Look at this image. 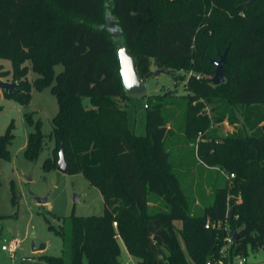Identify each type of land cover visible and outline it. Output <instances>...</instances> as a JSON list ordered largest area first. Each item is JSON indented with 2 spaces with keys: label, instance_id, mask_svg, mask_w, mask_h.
Here are the masks:
<instances>
[{
  "label": "trees",
  "instance_id": "obj_1",
  "mask_svg": "<svg viewBox=\"0 0 264 264\" xmlns=\"http://www.w3.org/2000/svg\"><path fill=\"white\" fill-rule=\"evenodd\" d=\"M247 1L0 0V58L10 61L18 89L2 91L4 97L27 105L32 87H50L58 109L51 120L53 156L42 169L56 167L62 148L68 173H80L103 198L100 215L71 213L59 228L48 225L62 238L64 255H41L46 264H120L118 239L137 264H206L219 255L225 220L236 233L231 254L264 249V0L246 7ZM106 16L119 34L110 31ZM120 46L134 58L141 80L153 73L151 61L169 73H208L211 59L228 48L223 83L187 79V107L177 124L184 139L196 142L193 155L204 167L233 174L214 184L209 203L197 184L201 210L193 209L173 166L166 112L172 100L148 97L143 135L128 126L117 102L129 97L119 75ZM29 69L38 74L32 83L23 78ZM200 99L218 111L214 118L200 112ZM233 108L243 118L241 128L211 136V122L226 113L229 123H237ZM25 117L33 130L23 155L33 161L42 149V122ZM13 138L10 123L0 134V161L11 159ZM150 195L162 209L149 210Z\"/></svg>",
  "mask_w": 264,
  "mask_h": 264
},
{
  "label": "rangeland",
  "instance_id": "obj_2",
  "mask_svg": "<svg viewBox=\"0 0 264 264\" xmlns=\"http://www.w3.org/2000/svg\"><path fill=\"white\" fill-rule=\"evenodd\" d=\"M106 19L111 20L109 16H106ZM25 65L29 67L30 63L27 61ZM61 69V64L55 65V74ZM150 69L153 73L142 80L146 84V91L143 94H129L127 100L118 99L117 102L127 111L129 128L135 134L143 135L145 133V107L146 104H151L148 97L153 98V96L160 95L172 100L166 107V112L171 114L167 126L171 127L168 146L173 166L182 187L190 192L193 209L201 210L204 204L196 193L197 184L202 182L205 203H209L214 184L223 185L224 178L227 179L228 174L223 171L219 173L216 167H204L193 155L196 142L184 139L177 124L187 107L188 98L186 96L190 93L186 87L187 79L190 76H195L210 80L213 77L214 67H210L208 73L195 70H173L169 73V69L159 66L156 61H151ZM157 69H163V71L155 75L154 71ZM0 72L2 74L7 72L0 76V80L16 82L13 80L9 60L0 58ZM171 73H174V76H171ZM37 76V73L29 69L23 78L32 83ZM199 102L203 106L200 108V112H205L210 117H213L214 114L217 115L218 111L215 109L213 113L211 105L205 99H200ZM0 106V134L5 132L10 123H12V133L14 134L11 144L8 146L11 159L0 161V214L3 215L0 220V246L7 244L11 239L19 240V246L14 254L0 250V264H46L40 257L41 255H64L62 238L49 230L48 225L51 224L55 228H59L63 225V218L71 213L83 216L100 215L104 209L103 198L99 190L80 173H61L56 167L47 171L42 169L44 160L53 156L54 141L50 137L51 120L58 109L56 98L50 92V87L40 91L32 87L31 99L27 105H21L13 99L4 97L0 90ZM26 114H29L33 122L38 119L42 122L41 131L44 134L40 154L33 161L26 159L23 155L28 133L33 130V127L26 121ZM232 114L237 119V123H229L227 118L231 116V113L228 112L224 120L216 123L211 122L209 134L222 138L240 129L243 120L241 114L236 108H233ZM246 132L250 131L247 129ZM197 135L199 136V134ZM188 162L191 163V166L186 168ZM13 192L16 197L14 199ZM75 196H77V200H75ZM37 199H46V202L39 203ZM148 199L150 211L163 208L160 199L152 195ZM118 240L121 245V239ZM41 244L46 246L45 249L32 250L33 246L38 247ZM125 250L122 244L118 258L120 264H137L139 259L127 255ZM252 258L250 256L249 260Z\"/></svg>",
  "mask_w": 264,
  "mask_h": 264
},
{
  "label": "water",
  "instance_id": "obj_3",
  "mask_svg": "<svg viewBox=\"0 0 264 264\" xmlns=\"http://www.w3.org/2000/svg\"><path fill=\"white\" fill-rule=\"evenodd\" d=\"M255 0H248L244 5L246 7L253 4ZM106 24L109 26L110 31L117 35L120 33V30L114 27V22L106 19ZM226 48L224 52L218 57L217 60L211 59V62L214 65L213 77L210 79V82L213 85H218L224 82V70L223 65L226 62ZM117 57L119 60V75L121 79V84L123 90L127 94H143L146 91V84L142 82L139 78L134 64V58L128 54L125 47L119 48L117 51ZM163 69H157L154 71L155 75L160 74ZM174 76V73L170 74ZM0 90L5 92H13L18 93L16 82H10L5 80H0ZM56 168L61 173H68L67 162L64 158L63 149L60 148L58 153V160ZM75 200H77V196H75ZM39 203H45L46 199H37ZM236 237V233H234V238ZM45 249V245L41 244L38 247H32L33 251L43 250Z\"/></svg>",
  "mask_w": 264,
  "mask_h": 264
},
{
  "label": "built area",
  "instance_id": "obj_4",
  "mask_svg": "<svg viewBox=\"0 0 264 264\" xmlns=\"http://www.w3.org/2000/svg\"><path fill=\"white\" fill-rule=\"evenodd\" d=\"M233 177V174H228L227 178ZM240 198L238 197V201ZM228 207L226 209V217L228 215ZM209 221L206 222L205 227H209ZM113 226L116 227V222H113ZM223 230L225 231V235L223 237V243L219 249V255L216 259L208 260L206 264H248L247 262V254H231L230 246L233 242V232L227 225V220L223 223ZM19 246L18 239H11L7 244H2L0 246V250L6 251L8 254H14L17 251ZM250 251V250H249ZM248 251V252H249ZM24 260V258H22Z\"/></svg>",
  "mask_w": 264,
  "mask_h": 264
},
{
  "label": "crops",
  "instance_id": "obj_5",
  "mask_svg": "<svg viewBox=\"0 0 264 264\" xmlns=\"http://www.w3.org/2000/svg\"><path fill=\"white\" fill-rule=\"evenodd\" d=\"M122 244H123V242H122ZM122 244L120 245L121 248H122ZM123 246L125 247L124 244H123ZM125 249H126V247H125ZM125 251H126L127 255L131 256L127 252V250H125ZM250 256L253 258L249 260ZM247 262H248V264H264V249L258 248L255 250H250L248 252Z\"/></svg>",
  "mask_w": 264,
  "mask_h": 264
}]
</instances>
